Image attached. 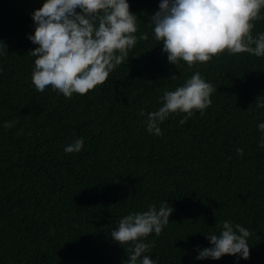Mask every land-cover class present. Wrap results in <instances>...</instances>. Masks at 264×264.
<instances>
[{
    "label": "trees",
    "instance_id": "1",
    "mask_svg": "<svg viewBox=\"0 0 264 264\" xmlns=\"http://www.w3.org/2000/svg\"><path fill=\"white\" fill-rule=\"evenodd\" d=\"M127 2L137 35L147 32L148 40L104 84L65 98L31 83L35 58L27 52L37 45L27 36L43 0H0L8 52L0 56V264H125L127 245L111 230L165 201L174 208L170 222L145 241L157 264H264V133L257 128L264 108L255 103L264 96V57L225 53L176 68L147 23L160 0ZM259 32L264 20L253 35ZM196 71L217 87L211 106L184 124L183 113L171 115L159 125L163 135L150 134L140 110L157 111L164 91ZM7 121L17 123L8 129ZM76 138L84 140L81 151L65 153ZM225 220L252 233L249 259H195L198 247L211 246L204 233H218Z\"/></svg>",
    "mask_w": 264,
    "mask_h": 264
},
{
    "label": "clouds",
    "instance_id": "2",
    "mask_svg": "<svg viewBox=\"0 0 264 264\" xmlns=\"http://www.w3.org/2000/svg\"><path fill=\"white\" fill-rule=\"evenodd\" d=\"M264 0H160L158 10L148 19L154 39L163 44L169 64L179 67L186 62L189 68L205 64L222 54L233 56L248 53L264 57V32L253 35L256 22L264 20ZM34 31L27 39L34 49L27 52L34 57L31 83L43 93L49 86L65 98L73 94L85 95L97 85L104 84L119 65L128 62L129 51L140 41L148 40V33L137 35L139 20L130 11L127 0H43L31 13ZM8 54L7 45L0 40V56ZM175 81L177 75L168 77ZM217 87L194 72L183 85L166 90L160 97L157 111L139 115L146 117V130L163 135L159 125L171 115L184 116V124L196 111L200 115L211 106V95ZM256 107L264 108V96H257ZM17 121H7L12 128ZM264 133V122L258 126ZM23 134V130L17 133ZM30 135V133H29ZM83 138H76L64 147L68 154L83 148ZM259 147L264 148V135ZM243 156L242 148H237ZM174 208L165 201L157 207L150 204L147 210L129 213L119 219L111 230V237L119 245H127L125 264H157L147 253L152 242L151 234L159 236L168 225ZM210 247L197 248V260H219L224 255L249 259V229L225 220L221 230L204 233ZM125 250V249H124Z\"/></svg>",
    "mask_w": 264,
    "mask_h": 264
}]
</instances>
